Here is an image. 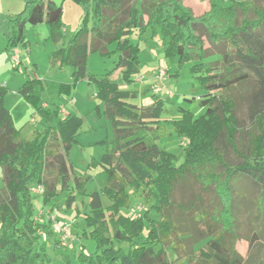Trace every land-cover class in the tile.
<instances>
[{
  "label": "trees",
  "instance_id": "1",
  "mask_svg": "<svg viewBox=\"0 0 264 264\" xmlns=\"http://www.w3.org/2000/svg\"><path fill=\"white\" fill-rule=\"evenodd\" d=\"M22 1V10L8 15L5 49L26 45L27 24L45 23L53 45L50 65L69 68L72 82L30 78L19 86L16 92L41 124L30 138L20 137L4 105L8 90L0 84V264H51L41 237V231L52 236L50 224L34 220L31 187H43V204L56 196L57 186L67 191L66 208L76 202L75 193L83 191L88 177L74 175L68 160L82 120L73 113L59 117L58 100L70 95L82 78L95 83L96 98L103 105L101 112L100 104L96 109L109 121L113 138L100 160L106 183L101 193L87 194L84 222L90 232L81 235L94 241V251L72 249V257L63 255L62 264H172L168 249L185 264H244L237 248L240 236L232 195L233 183L241 178L259 190V199L264 196V0L261 5L256 0L211 3L200 16L182 0H71L83 10L82 23L65 41L61 4ZM148 28L152 35L161 34L163 55L176 65L175 74L190 64L196 89L202 92L191 99L202 109L199 115L179 108L178 119L162 118V97L138 109L130 102L138 92L120 87L132 84L138 72L140 48L131 36ZM90 52L116 53L113 69L100 78L87 74ZM213 55L220 56L225 73H216L213 62L206 61ZM118 69L121 83L110 81ZM251 80L255 87L247 105L249 126L240 130L233 91ZM147 120L155 129L168 127L185 140L181 161L175 153L135 135L132 123ZM229 150L238 154L237 163L228 162ZM193 185H198L197 193H192ZM129 191L139 192L146 205L135 217L123 212L130 204ZM185 193L189 197L184 198ZM263 210L260 205L258 213Z\"/></svg>",
  "mask_w": 264,
  "mask_h": 264
},
{
  "label": "rangeland",
  "instance_id": "2",
  "mask_svg": "<svg viewBox=\"0 0 264 264\" xmlns=\"http://www.w3.org/2000/svg\"><path fill=\"white\" fill-rule=\"evenodd\" d=\"M52 1L62 5L65 41L81 26L83 10L80 5L71 0ZM182 2L194 16H200L207 11L211 3H218L223 6L229 4L228 0H182ZM256 3L261 5L263 0H256ZM22 8V0H0V84L6 86L8 90L4 97L5 107L9 109L17 126H22L20 136L30 138L32 130L39 129L41 124L38 114H32L33 109L16 92L19 86L30 78H37L43 82L71 83L72 81L69 68L59 69L50 65L49 54L53 50V45L49 27L45 23L26 25L24 33L26 45L18 46L21 55H19L18 50L9 52L5 49L8 15L16 14ZM240 17L241 15H239ZM131 38L133 42L138 43L140 48L138 72L132 84L121 85L122 88L138 92L137 97L130 99V102L141 109L146 108L154 98L162 97L164 100L162 118L178 119L180 117L179 108H190L195 115H199L202 109L197 102L191 103V99L196 100L202 92L196 89L197 83L189 70L190 64H186L178 71V74H175L176 65L170 63L163 55L161 34L152 35L149 28L141 35L134 32ZM205 46H209L207 41H205ZM113 48L114 44L108 45V50L111 51ZM16 54L18 60L14 61L12 56ZM117 57L116 53L101 55L99 52H90L86 65L87 74L100 78L108 70L113 69ZM206 61L213 62L216 73H225L220 56H210ZM159 69L164 72L162 80L154 79V75ZM109 80L121 83L119 71H112ZM154 85L161 89L158 92L155 91ZM254 87L255 82L251 80L246 86L236 88L233 91L240 130H246L249 126L247 105L249 93ZM48 98L45 96L46 100ZM58 100L60 102L59 117L73 113L82 120L76 141L68 153V160L73 166L74 175L88 177V179L84 184L83 191L75 193L76 202L70 208H66L63 202L67 191L60 190L58 186L56 196L46 204L42 202L41 191L35 186L31 187L34 220L39 223L50 224L52 236L47 237L41 231V237L46 242L51 264H62L63 255L69 254L72 257V249L77 252L82 248L84 252L94 251V241L81 235L84 230L90 232V228L84 222V215L88 211L87 194L93 190H98L101 193V189L106 183V173L103 172L100 160L108 143L113 138L109 121L96 109V106L100 104L101 112L103 105L96 98V86L93 81H89L87 78L80 79L70 95H61ZM28 119L30 121H27ZM132 127L135 135L147 144L155 142L175 153L178 156V161H181L182 139L177 137L170 128L155 129L153 123L148 120L142 124L132 123ZM241 146V143L238 142V150H241ZM227 160L230 164H235L238 162L239 156L235 151L229 150ZM72 184L73 179H71ZM233 186L236 190L232 195L233 211L240 236L237 248L243 256L244 264H263L261 261L264 258V210L263 214L258 213V210H260V205L264 209V196L259 199V190L241 178L233 183ZM2 187L0 166V189ZM198 190V185L192 186V193H197ZM129 193L130 204L128 208L123 209V212L132 214L134 210L141 213L143 210H138L137 207L146 208L142 197L138 195L139 192L129 191ZM180 196L181 191H175V199L178 200ZM203 196L207 199L210 197L204 194ZM187 197L189 194L185 193L184 198ZM101 200L104 206L110 204L102 195ZM81 203L83 204L82 207H80ZM76 205L80 208L79 213ZM217 207L220 208L218 202ZM61 223L67 224L69 229V235L64 245L61 241L62 233L57 228ZM201 244L199 243L193 248H197ZM168 256L172 264H185L184 258H176L171 249H168Z\"/></svg>",
  "mask_w": 264,
  "mask_h": 264
},
{
  "label": "built area",
  "instance_id": "3",
  "mask_svg": "<svg viewBox=\"0 0 264 264\" xmlns=\"http://www.w3.org/2000/svg\"><path fill=\"white\" fill-rule=\"evenodd\" d=\"M14 51H16V50H14ZM12 58H13L14 61H17L18 60L17 54L12 56ZM163 76H164L163 70L159 69L158 72L154 75V79L162 80ZM154 87H155L154 90L157 91V92L161 89L160 87H157L156 85H154ZM182 145H185V140L184 139H182ZM35 187L37 189H39L41 192L43 191V187L41 185H36ZM137 209L138 210H142L141 207H137ZM138 215H139V213L133 210L132 216L135 217V216H138ZM57 228L59 229L60 233H62L61 241H62V244L64 245L65 244V240H67V237L69 235L68 225L61 223V224L58 225Z\"/></svg>",
  "mask_w": 264,
  "mask_h": 264
},
{
  "label": "crops",
  "instance_id": "4",
  "mask_svg": "<svg viewBox=\"0 0 264 264\" xmlns=\"http://www.w3.org/2000/svg\"><path fill=\"white\" fill-rule=\"evenodd\" d=\"M63 18V17H62ZM64 31V30H63ZM13 50H18V52H19V55H21L20 53H21V51L18 49V47H16L15 49H13ZM117 71H119V69L117 70ZM6 87V86H5ZM121 88L123 87V86H120ZM14 93V92H13ZM9 110V109H8ZM32 114H34V112L32 113ZM11 116H12V114H11ZM30 119H31V117H30ZM30 119H28L27 121H30ZM12 120H13V123H14V125H15V127L16 128H18V129H22V126H17V124L15 123V121H14V118H13V116H12ZM32 132H33V130H32ZM21 137V136H20ZM23 137H26V136H23ZM26 138H28V137H26Z\"/></svg>",
  "mask_w": 264,
  "mask_h": 264
}]
</instances>
